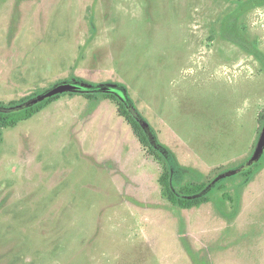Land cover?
Returning a JSON list of instances; mask_svg holds the SVG:
<instances>
[{
    "label": "rangeland",
    "instance_id": "1",
    "mask_svg": "<svg viewBox=\"0 0 264 264\" xmlns=\"http://www.w3.org/2000/svg\"><path fill=\"white\" fill-rule=\"evenodd\" d=\"M57 87L0 133V264H264V0H0V101Z\"/></svg>",
    "mask_w": 264,
    "mask_h": 264
},
{
    "label": "trees",
    "instance_id": "2",
    "mask_svg": "<svg viewBox=\"0 0 264 264\" xmlns=\"http://www.w3.org/2000/svg\"><path fill=\"white\" fill-rule=\"evenodd\" d=\"M41 91H36L18 100L4 103L0 101V133L5 128L15 127L19 122L32 118L35 114L42 111L47 105L57 100L60 94L48 97L31 105H25L29 100L39 95ZM85 96L96 104L101 99H110L117 103L118 112L131 125L135 135L140 140L141 144L147 147L148 152L155 156L162 163V173L159 178L162 186L163 194L168 200L179 208L190 209L199 206L210 200L211 191H206L207 182L204 181H180L176 180L172 174V163L170 157H174L172 151L162 143L158 136L155 135L157 144L162 150L156 149L150 142L149 135L143 124L127 105L124 100H121L117 94L111 92H87ZM256 161L249 169L244 171L246 182H249L262 168V159ZM182 167V166H181ZM187 172L192 169L187 168Z\"/></svg>",
    "mask_w": 264,
    "mask_h": 264
},
{
    "label": "water",
    "instance_id": "3",
    "mask_svg": "<svg viewBox=\"0 0 264 264\" xmlns=\"http://www.w3.org/2000/svg\"><path fill=\"white\" fill-rule=\"evenodd\" d=\"M63 90H64L63 87H57L56 89H54V90L51 92V94L44 96L43 98L39 99L38 101H41V100H43V99H46V98L51 97V96H54V95H57L58 92L63 91ZM38 101H36V102H38ZM36 102H35V103H36ZM32 104H33V103H32ZM263 142H264V141H261V146H260V148L262 147Z\"/></svg>",
    "mask_w": 264,
    "mask_h": 264
}]
</instances>
